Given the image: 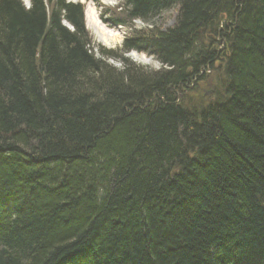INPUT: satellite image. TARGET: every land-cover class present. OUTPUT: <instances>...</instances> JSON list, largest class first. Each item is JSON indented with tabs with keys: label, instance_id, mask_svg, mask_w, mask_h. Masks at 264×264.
Listing matches in <instances>:
<instances>
[{
	"label": "trees",
	"instance_id": "trees-1",
	"mask_svg": "<svg viewBox=\"0 0 264 264\" xmlns=\"http://www.w3.org/2000/svg\"><path fill=\"white\" fill-rule=\"evenodd\" d=\"M116 13L98 56L82 4L0 0V264H264V0Z\"/></svg>",
	"mask_w": 264,
	"mask_h": 264
},
{
	"label": "rangeland",
	"instance_id": "rangeland-1",
	"mask_svg": "<svg viewBox=\"0 0 264 264\" xmlns=\"http://www.w3.org/2000/svg\"><path fill=\"white\" fill-rule=\"evenodd\" d=\"M83 1H85V11H90L92 13H90L89 20L86 17L85 21L87 30L89 31L93 39L96 55H102L98 50V48L100 47L115 51L117 49H120L122 47L124 39L132 35L130 27L116 26L112 21V16H119L116 11L121 1L99 0V4L94 0ZM25 4L28 3L25 2ZM176 15V9H171L170 11L164 12L155 19L154 25H157V27L160 29L168 28L173 25ZM96 19L105 29H107L111 33L117 34L116 38L111 43H106L98 33L96 29L98 27V25H96ZM146 26L147 24L141 20H137L133 25V27L137 29L145 28ZM220 48H223V44L220 45ZM127 56L138 64L148 65L155 69L161 68V64L152 55L133 50L129 54H127ZM109 61L110 63L117 64L115 60L110 59ZM219 64H221V62H216L214 68H216ZM206 71V74L205 72H202L203 78L201 80L195 82L189 88L181 89L180 91L176 92L180 102H182L186 107L196 108L201 104L204 105L207 99L211 100L216 97L215 91L218 86V84H216L218 80L217 72L214 69ZM206 91L208 94L206 98L204 96V99L201 97V95H204L203 93Z\"/></svg>",
	"mask_w": 264,
	"mask_h": 264
},
{
	"label": "bare ground",
	"instance_id": "bare-ground-1",
	"mask_svg": "<svg viewBox=\"0 0 264 264\" xmlns=\"http://www.w3.org/2000/svg\"><path fill=\"white\" fill-rule=\"evenodd\" d=\"M105 1H109V0H105ZM90 11H87L86 12V14H87V18H88V20H89V16H90ZM92 14V13H91ZM96 25H98V27L96 28L97 29V31H98V33L101 35V37H102V39L106 42V43H111L115 38H116V36H117V34H114V33H111L110 31H108L107 29H105L98 21H97V19H96ZM204 73V72H203ZM207 73V72H206ZM203 75V74H202ZM204 95H202L203 96V98H204V96H205V98L207 97V91L206 92H204L203 93ZM204 98V99H205ZM208 101H209V99H207L206 100V102H205V104L203 105V104H201V105H199V106H197L195 109H201V107H202V105L203 106H205L207 103H208ZM190 109H191V107H189ZM199 109V110H200Z\"/></svg>",
	"mask_w": 264,
	"mask_h": 264
}]
</instances>
